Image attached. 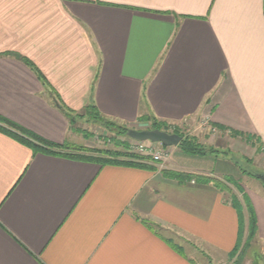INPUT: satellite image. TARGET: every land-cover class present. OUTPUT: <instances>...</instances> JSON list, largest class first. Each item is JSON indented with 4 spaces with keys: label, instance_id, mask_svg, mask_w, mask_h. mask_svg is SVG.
<instances>
[{
    "label": "crops",
    "instance_id": "0c3cea01",
    "mask_svg": "<svg viewBox=\"0 0 264 264\" xmlns=\"http://www.w3.org/2000/svg\"><path fill=\"white\" fill-rule=\"evenodd\" d=\"M263 1L0 0V117L69 146L33 153L0 131V264H203L190 243L228 255L241 227L215 179L238 172L229 157L160 146L162 166L103 165L60 107L171 134L207 119L264 149Z\"/></svg>",
    "mask_w": 264,
    "mask_h": 264
},
{
    "label": "rangeland",
    "instance_id": "374dc122",
    "mask_svg": "<svg viewBox=\"0 0 264 264\" xmlns=\"http://www.w3.org/2000/svg\"><path fill=\"white\" fill-rule=\"evenodd\" d=\"M71 118L73 120L71 123L72 126H70L71 124L68 120L69 129L75 133L81 145L85 143L83 139L87 138L86 143L90 150L99 146L102 147L97 149H113V146L109 145V141H106V137L109 136L108 133H113L114 129L106 132L103 125L93 119H88L84 114H79ZM147 122L149 123L147 125L145 123H139V121L138 123L136 122L137 125H123L129 129L138 130V126L139 129L147 130L151 128V122L149 120ZM179 129L183 137H193L197 144L206 150V154L217 153L221 157H229L237 167L238 172L235 174L223 178L220 181L215 179V181L219 189L225 193V197L229 202L232 204L235 201L238 202L241 207L242 217L245 221L241 249L234 257L212 254L205 247L195 246L190 243L192 249L195 248V251L201 253L200 255L194 254L199 257L203 264H264V186L260 180L253 176V174L264 176V149L260 148L261 145L256 142L254 137L251 136L250 141L252 142H248L241 136L236 137L233 133H230L229 137L233 139L238 138V140L236 142L232 141V144L229 145L231 143L230 139L224 138V135L213 131L207 124V119L199 120V123L196 125H188ZM171 130H176V128L171 127ZM105 141L107 143H104ZM130 141L131 139L129 140V144ZM160 146L162 145L157 143L158 149L162 148ZM74 148L75 146H70V149L67 151L71 152ZM81 148L82 146H78L76 150L79 152ZM209 150H215V152L210 153ZM163 151L165 154L164 161L167 159V151L164 148ZM148 158L150 159V157ZM163 161L159 163L161 166ZM218 163L216 162V165H214V172L216 174L218 173ZM249 207L254 211L256 216V229L254 236L246 240ZM166 236L173 237L175 240L174 235L166 234ZM245 242L247 244L244 246ZM183 248L188 254L192 253L188 252L191 251L190 247L184 245Z\"/></svg>",
    "mask_w": 264,
    "mask_h": 264
},
{
    "label": "trees",
    "instance_id": "16d2710c",
    "mask_svg": "<svg viewBox=\"0 0 264 264\" xmlns=\"http://www.w3.org/2000/svg\"><path fill=\"white\" fill-rule=\"evenodd\" d=\"M263 14H264V1H263ZM62 112L64 113L65 117H67V120H69L70 124L72 123L73 116H77L75 114H72L70 111L63 109L60 107ZM84 115L88 117V119H93L94 121H97L99 124L103 125L105 127L106 132H110V129H114L113 133H108L109 136L106 137V141H109V145L113 146V149H93L88 150L85 148H81L80 150H86V151H92L94 154H98L101 156V159H98L96 161L102 163L103 165L106 164H128V165H136L138 166L136 162H140L143 160H149L148 157H144L141 155H138L132 151H130V144H129V138L127 137V131L129 128H127L125 125L118 123L115 120L108 119L104 116H102L97 109L89 105L85 108ZM151 120V128L150 129H158L163 130L165 132L168 131L169 126L166 123L156 121L154 119H147ZM140 121V120H139ZM72 126V124L70 125ZM217 129L222 131L221 127L217 126ZM0 131L7 134L8 136L14 138L21 144L27 146L30 148L33 153H43V154H51V155H62V152H64L67 148H69L68 145H58L49 141H46L42 139L41 137L31 133L30 131H27L26 129L20 127L19 125L4 119L0 117ZM172 134H178L182 139L180 143L178 144V147L181 151L187 153V154H200L205 155L206 150L201 147L193 137H183L181 133L178 130H174ZM233 135L235 136H241L246 141H250L251 136L245 135L243 133H236L233 132ZM104 143H107V142ZM259 143V142H258ZM261 145V144H260ZM262 145L260 146V148ZM210 153L215 152V150H209ZM250 175V174H249ZM252 175V174H251ZM255 178L258 179V174H253ZM176 177H179L176 175ZM259 180V179H258ZM233 207L236 209L238 216H239V223H240V230H239V236L238 241L235 247L232 249V251L228 254L230 257H234L239 250L241 249V242H242V236L244 234V219L242 217V211L241 207L238 204V202H233ZM256 229V216L252 209H248V229H247V236L246 240H249L252 238L255 234ZM247 244V242L244 243V246ZM178 250V248H177Z\"/></svg>",
    "mask_w": 264,
    "mask_h": 264
},
{
    "label": "water",
    "instance_id": "95a60500",
    "mask_svg": "<svg viewBox=\"0 0 264 264\" xmlns=\"http://www.w3.org/2000/svg\"><path fill=\"white\" fill-rule=\"evenodd\" d=\"M127 137L131 140L139 141V142L159 143L164 147L177 146L182 139L179 135L171 134L158 129H147V130L129 129L127 131ZM258 179L261 181L262 185L264 186V176L258 175Z\"/></svg>",
    "mask_w": 264,
    "mask_h": 264
},
{
    "label": "built area",
    "instance_id": "2783aa9c",
    "mask_svg": "<svg viewBox=\"0 0 264 264\" xmlns=\"http://www.w3.org/2000/svg\"><path fill=\"white\" fill-rule=\"evenodd\" d=\"M137 128L138 130H146V129H139L138 126ZM130 151L138 155L148 156L155 163H161L165 155L163 148L158 149L156 143L139 142V141H134V140L130 141Z\"/></svg>",
    "mask_w": 264,
    "mask_h": 264
}]
</instances>
